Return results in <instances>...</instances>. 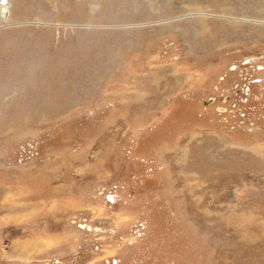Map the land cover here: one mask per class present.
Segmentation results:
<instances>
[{"label":"rangeland","instance_id":"374dc122","mask_svg":"<svg viewBox=\"0 0 264 264\" xmlns=\"http://www.w3.org/2000/svg\"><path fill=\"white\" fill-rule=\"evenodd\" d=\"M0 264H264V0H7Z\"/></svg>","mask_w":264,"mask_h":264},{"label":"bare ground","instance_id":"6f19581e","mask_svg":"<svg viewBox=\"0 0 264 264\" xmlns=\"http://www.w3.org/2000/svg\"><path fill=\"white\" fill-rule=\"evenodd\" d=\"M7 0H0V8H2L1 13L6 10L5 5H6Z\"/></svg>","mask_w":264,"mask_h":264}]
</instances>
